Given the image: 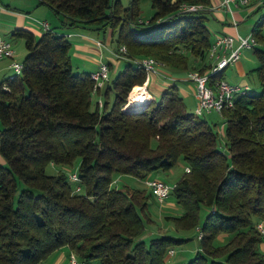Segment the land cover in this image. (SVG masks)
Listing matches in <instances>:
<instances>
[{
    "label": "trees",
    "instance_id": "16d2710c",
    "mask_svg": "<svg viewBox=\"0 0 264 264\" xmlns=\"http://www.w3.org/2000/svg\"><path fill=\"white\" fill-rule=\"evenodd\" d=\"M39 1L63 27L103 36L111 29L113 39L117 32L113 50L125 46L132 59L151 56L176 72L209 68L213 39L207 22L214 13L179 10L211 0H151L148 23L140 18L142 0H131L127 8L121 0ZM263 31L264 16L252 30L259 43ZM13 36L25 40L28 53L23 74L0 83V153L8 163L0 165V264H40L62 249L91 264H167L169 250L185 240L159 235L146 242L155 197L149 189L114 184L118 176L154 178L181 159L191 172L185 171L172 194L183 212L168 219L177 230H190L205 215L199 251L185 264H264L257 228L264 222L263 49L254 48L260 92L250 90L223 112L226 153L214 125L187 109L177 81L158 101L123 111L147 75L114 57L124 67L104 87L107 95L115 93L114 102L107 96L100 108L93 103L92 72L74 71L66 35L50 28L40 36L17 29ZM76 162L80 193L65 172L47 173L49 165ZM224 237L228 241L219 244Z\"/></svg>",
    "mask_w": 264,
    "mask_h": 264
},
{
    "label": "rangeland",
    "instance_id": "374dc122",
    "mask_svg": "<svg viewBox=\"0 0 264 264\" xmlns=\"http://www.w3.org/2000/svg\"><path fill=\"white\" fill-rule=\"evenodd\" d=\"M252 1V0H251ZM264 3V0H259ZM123 7L127 8L130 5L131 0H121ZM258 3L257 0H253V4ZM243 9V7L241 8ZM247 12V11H246ZM154 14V11L151 6V0H142L140 4V18L143 21L149 20L152 15ZM245 18L244 21L240 23L239 25V32L243 36H248L252 34V30L255 26V24L261 19L262 16H264V5H262L261 10H256L255 12H252V14H244ZM52 23V22H51ZM207 25L211 32V37L213 38L215 34L217 33H224V26L225 23L220 21L219 19H216L212 16H210L209 21L207 22ZM227 25V24H226ZM72 33L79 32V45L84 44L85 42L88 43V45L92 48H97L96 41L98 39L105 40V46L102 50L104 57L107 58V54L109 49H116L117 47V32L114 35V39L112 36V30L108 29L106 34L103 36V34H98L97 31L88 29V28H74L69 30ZM231 34H234L231 33ZM264 36V31H263ZM87 37V38H85ZM95 37V38H93ZM98 38V39H97ZM70 42L73 43L74 37L69 38ZM18 41V40H17ZM22 42L25 41L22 40ZM93 43V44H92ZM95 44V46H94ZM26 47V46H25ZM260 49L264 50V43H258V47ZM14 51H16L15 48H13ZM100 52V50L98 49ZM110 53V52H109ZM18 57V56H17ZM72 64L74 71L77 72L79 69V72H86V69L84 68L86 63V60L84 58L80 57L77 58L74 54V52L71 55ZM16 60H12L14 62ZM117 62V61H116ZM89 64V63H88ZM203 63L199 62L197 66ZM196 65V64H195ZM124 66V65H123ZM122 66V67H123ZM258 67V59L254 53V49L252 50H245L242 53L241 61L240 63H234L233 65L229 66L224 74V79L231 83L236 85H241L243 81L247 80L249 85L251 86V93H259L261 90L260 80L256 72L254 70ZM161 68H164L163 66ZM189 70L187 71H181L176 72L172 71L170 69H165L164 74L169 75L174 80L177 81V85L179 87L180 95L183 97L187 109L194 113L197 108V99H196V85L194 82H192L189 79ZM162 75V74H161ZM152 76L150 78L149 82V91L151 93V86H152ZM140 87V86H139ZM138 88V87H135ZM135 89L132 90V92ZM158 101L160 99L161 94H156ZM115 95L110 96V102L111 104L114 102ZM152 100V99H151ZM95 105L98 102L97 99L94 101ZM152 102V101H151ZM200 118L208 120L211 124L214 125L215 130L219 133V145L220 148L223 150V152L228 153V146H227V140L225 137V127L226 122L222 114L219 113H210V114H204L203 116H200ZM3 129L2 123L0 121V132ZM0 165L1 166H8L7 161L0 153ZM186 163L181 159L176 164V166L173 168L172 173L163 174L158 173V175L154 176V178L161 179L170 185H175V183L182 177V175L185 173ZM60 171L65 172L66 174L70 175L72 173L79 171V162H76L73 167H58L49 165L47 167V173L49 175H55L58 174ZM119 182L118 184H114L118 187V189L123 188H138V189H147L146 193H148V188L145 184V181H140L136 178L130 177V176H118L116 178ZM149 214L152 220L149 218L148 223L146 225L145 232L143 233V239H145L146 242H150L151 239H154L158 237L159 235H165L170 236L175 239H184L185 241L174 247L175 255L172 257H168L167 255V264H185L188 263L191 259H193L197 252L199 251L200 247V228L202 226V223L205 220L204 213L201 214L200 223L197 227L190 230H177L174 224V221L172 219H168V217H179L183 210L179 206L175 196L172 194L170 197L163 203H160L158 201H152L149 206ZM228 239L226 237L221 240L219 238V244H224L227 242Z\"/></svg>",
    "mask_w": 264,
    "mask_h": 264
},
{
    "label": "built area",
    "instance_id": "2783aa9c",
    "mask_svg": "<svg viewBox=\"0 0 264 264\" xmlns=\"http://www.w3.org/2000/svg\"><path fill=\"white\" fill-rule=\"evenodd\" d=\"M250 2L251 0H221L217 4H211L209 6L185 3L180 6L179 11L180 13H196L204 11L216 13L222 10L231 11L232 5H235L239 8L248 6ZM141 22L143 21L141 20ZM34 23L44 31L50 30L51 28L47 21L35 19ZM146 23H148V21H146ZM234 26L237 27L238 23L234 22ZM95 41L96 46L102 54L105 43L99 39ZM258 43L259 42L253 33L246 37L240 34L238 31H236L234 34H221L215 36L208 53V59L210 61L209 68L203 73L198 70H192L188 74L189 79L196 85V99L198 103L194 112L195 115L200 117L204 114H210L214 112L223 115L225 110L233 109L236 106V102L240 97L249 93L251 90L249 85L231 84L219 76L229 66L241 60L243 51L254 49L258 46ZM111 53L116 59L129 60L133 62L138 69L146 72V81L140 87L143 89L141 93L146 96L149 101L139 109L146 107L153 100L149 91L150 78L151 76L161 75V67L163 64L151 56L132 59L129 57L128 49L125 46H122L119 51L112 50ZM14 54L15 51L13 50L12 43L6 39H0V61L4 58L13 59ZM10 68L13 70V73L18 76L23 74V62L14 61L10 64ZM91 77L95 82V92L97 93L106 86L111 78V70L107 62L101 61L99 67L91 73ZM175 81L176 80H173V82ZM129 105L130 99L128 97V102L123 107V111H125ZM185 171L190 173V167H186ZM69 180L74 184V192H82L78 172L70 174ZM145 184L155 199L160 203L165 202L176 187V184L170 185L169 183L158 178H149L145 180ZM257 228L264 237V222H260L257 225ZM199 237H201V233ZM167 255L168 257L174 256L175 250L170 249ZM69 264L91 263L82 261L75 253H71L69 257Z\"/></svg>",
    "mask_w": 264,
    "mask_h": 264
},
{
    "label": "crops",
    "instance_id": "0c3cea01",
    "mask_svg": "<svg viewBox=\"0 0 264 264\" xmlns=\"http://www.w3.org/2000/svg\"><path fill=\"white\" fill-rule=\"evenodd\" d=\"M220 1L221 0H211V4H217ZM257 2L258 3L253 4L252 0L248 6L243 7V9L245 10H241L242 7L239 8L235 5H232L231 11L222 10L214 13V18L224 22L225 26L224 33H217L212 39L214 40L215 36L217 35L231 34L233 32L235 33L236 31L239 32V25L244 21L245 18L244 14H252V12H255L257 9L262 7V5H264V3L259 0H257ZM35 19L47 21L51 28H56L58 32L66 35L68 39L74 37L73 43H71L72 47L70 54L72 55V53L74 52L77 58H79L80 56L84 58V60H86V63H89H87L84 67L86 69V72L91 73L95 71L99 67L101 61L112 63V65L114 66L112 69L113 71L111 70V77L113 76V74H115L114 72H117L124 67V62H116V59L111 53L113 49H109L107 58H103V52L101 54V52H99L97 48L95 49L90 47L87 42L79 45V32L72 33L71 31H69L71 29L61 26L60 20L55 17L53 11L47 5L40 4L39 0H0V39H6L10 41L13 45V48L16 49L13 59L4 58L0 61V83L13 74V70L10 68L12 60L23 62L28 53L24 42H22V40L24 39L14 37V31L17 29H28L37 36H40L44 32L42 28L36 26V24L34 23ZM234 22L238 23L237 27L234 26ZM240 61L241 60H239L237 63H240ZM164 70V68H161L162 75L152 76V102L156 101V94H161L168 86L174 83V78L169 75H165ZM225 71L226 69L221 74L222 78H224ZM246 84L249 85L247 80L243 81L241 85ZM104 89L105 88H103L101 92H98L93 96V103H95L94 101L95 99H97V103L99 104L100 108H103L104 106L105 97L108 96L110 100V96L115 95L114 92H110L107 95L106 90ZM172 171L173 169L163 174H168L170 172L172 173ZM156 175H158V173L153 175V177ZM118 182L119 181L116 180L115 184L117 185ZM123 189H126V187ZM261 249L264 251V242L261 244ZM70 254L71 253L69 251L62 249L53 254L47 261L40 264H69Z\"/></svg>",
    "mask_w": 264,
    "mask_h": 264
},
{
    "label": "bare ground",
    "instance_id": "6f19581e",
    "mask_svg": "<svg viewBox=\"0 0 264 264\" xmlns=\"http://www.w3.org/2000/svg\"><path fill=\"white\" fill-rule=\"evenodd\" d=\"M142 90L143 89L141 87H138L133 92H131L129 96L130 105L128 108H139L149 101L147 97L141 93Z\"/></svg>",
    "mask_w": 264,
    "mask_h": 264
},
{
    "label": "water",
    "instance_id": "95a60500",
    "mask_svg": "<svg viewBox=\"0 0 264 264\" xmlns=\"http://www.w3.org/2000/svg\"><path fill=\"white\" fill-rule=\"evenodd\" d=\"M140 108V107H139ZM139 108H127L125 111H132V110H137Z\"/></svg>",
    "mask_w": 264,
    "mask_h": 264
}]
</instances>
